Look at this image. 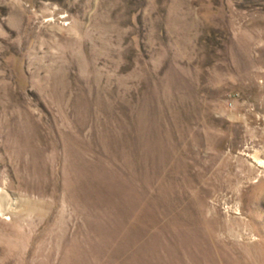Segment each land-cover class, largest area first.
Listing matches in <instances>:
<instances>
[{"label":"rangeland","instance_id":"rangeland-1","mask_svg":"<svg viewBox=\"0 0 264 264\" xmlns=\"http://www.w3.org/2000/svg\"><path fill=\"white\" fill-rule=\"evenodd\" d=\"M0 264H264V0H0Z\"/></svg>","mask_w":264,"mask_h":264},{"label":"bare ground","instance_id":"bare-ground-1","mask_svg":"<svg viewBox=\"0 0 264 264\" xmlns=\"http://www.w3.org/2000/svg\"><path fill=\"white\" fill-rule=\"evenodd\" d=\"M1 199V198H0ZM4 201V200H3ZM3 201L1 202V200H0V212L1 213H4L5 212V210H6V205L3 203Z\"/></svg>","mask_w":264,"mask_h":264}]
</instances>
